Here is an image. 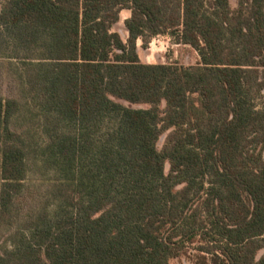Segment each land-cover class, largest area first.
<instances>
[{
	"label": "trees",
	"instance_id": "16d2710c",
	"mask_svg": "<svg viewBox=\"0 0 264 264\" xmlns=\"http://www.w3.org/2000/svg\"><path fill=\"white\" fill-rule=\"evenodd\" d=\"M0 67V264H264V0H0Z\"/></svg>",
	"mask_w": 264,
	"mask_h": 264
},
{
	"label": "rangeland",
	"instance_id": "374dc122",
	"mask_svg": "<svg viewBox=\"0 0 264 264\" xmlns=\"http://www.w3.org/2000/svg\"><path fill=\"white\" fill-rule=\"evenodd\" d=\"M236 4V0H232ZM131 12L124 9L121 12L120 20L115 24L114 30L119 31L122 37L127 40L128 31L125 20ZM142 39L138 40V49L140 58L148 63H184L196 64L200 58L198 52L190 45L178 44L171 35H157L153 37L148 47H144ZM0 93L4 95H13L16 93L14 83L7 77L5 70L0 67ZM164 137L160 141L162 145ZM198 245L199 242L189 244L186 248V254L175 259L177 264H212L209 259L203 260L204 254H201Z\"/></svg>",
	"mask_w": 264,
	"mask_h": 264
},
{
	"label": "crops",
	"instance_id": "0c3cea01",
	"mask_svg": "<svg viewBox=\"0 0 264 264\" xmlns=\"http://www.w3.org/2000/svg\"><path fill=\"white\" fill-rule=\"evenodd\" d=\"M123 10H124V9H123ZM123 10H122V11H123ZM128 10H129V9H128ZM122 11H121V12H122ZM129 11H130V10H129ZM130 12H131V11H130ZM120 15H121V14H120ZM130 15H131V14H130Z\"/></svg>",
	"mask_w": 264,
	"mask_h": 264
}]
</instances>
